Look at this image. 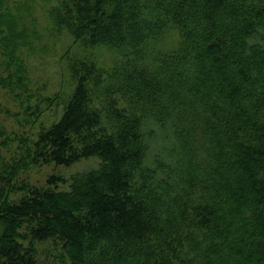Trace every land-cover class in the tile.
<instances>
[{
	"label": "trees",
	"instance_id": "1",
	"mask_svg": "<svg viewBox=\"0 0 264 264\" xmlns=\"http://www.w3.org/2000/svg\"><path fill=\"white\" fill-rule=\"evenodd\" d=\"M49 16L109 61L69 59L36 158L98 159L0 199V264H38L50 238L69 264H264V0H59Z\"/></svg>",
	"mask_w": 264,
	"mask_h": 264
},
{
	"label": "rangeland",
	"instance_id": "2",
	"mask_svg": "<svg viewBox=\"0 0 264 264\" xmlns=\"http://www.w3.org/2000/svg\"><path fill=\"white\" fill-rule=\"evenodd\" d=\"M59 0H0V199L15 201L47 187L51 176L69 179L96 164L83 159L70 166L37 160L40 132L61 113L62 96L74 86L69 59L109 61L99 46L84 47L49 16ZM60 94V97L58 95ZM38 264H69L61 242L34 243Z\"/></svg>",
	"mask_w": 264,
	"mask_h": 264
}]
</instances>
